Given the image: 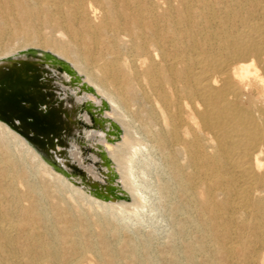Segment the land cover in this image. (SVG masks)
I'll return each mask as SVG.
<instances>
[{
	"label": "bare ground",
	"instance_id": "bare-ground-1",
	"mask_svg": "<svg viewBox=\"0 0 264 264\" xmlns=\"http://www.w3.org/2000/svg\"><path fill=\"white\" fill-rule=\"evenodd\" d=\"M47 51L99 94L71 87L63 65L41 60ZM103 97L121 141L89 129L85 101ZM42 143L94 176L104 147L131 199L93 196ZM143 148L157 155L154 190L172 219L157 252L155 234L132 237L117 219L146 208L133 171L139 154L151 158ZM161 256L264 264V0H0V264Z\"/></svg>",
	"mask_w": 264,
	"mask_h": 264
},
{
	"label": "rangeland",
	"instance_id": "rangeland-1",
	"mask_svg": "<svg viewBox=\"0 0 264 264\" xmlns=\"http://www.w3.org/2000/svg\"><path fill=\"white\" fill-rule=\"evenodd\" d=\"M30 50L36 52V49H30ZM37 53H39V52H37ZM43 54H44V59H41L43 61V63L49 64L46 59L47 58L52 59V57H53L54 58V59H52L53 62H51L53 65H54V63L55 64L57 63L56 64L57 66L63 65L62 67L66 68L65 69V71L67 72L66 75L69 76L70 79L72 80L71 87L75 88L79 85L80 86H87V87L92 88L94 93H98L95 85H93L92 83H90L89 81L84 79L85 78L84 75L80 74L79 71L74 67V65L72 63H70L66 59L56 55L55 53H53L51 51H47V53L43 52ZM36 60H40V59H36ZM55 61H58L60 64L58 62H55ZM60 70L62 71L61 67H60ZM61 71H59V72L63 73ZM84 92H87V91H84ZM103 99H104L105 104H102V105H98L89 99H87L85 101V104H84L85 107L84 108H86L85 110L92 116V123H90L91 127H89V129H95L98 131L99 130H106V132H109V133H107V135L111 139H113V141H115V142L121 141L122 136H123V129L121 127V124L118 123V121H116L113 118L106 117L105 114L107 111H110L112 109V104L109 103V101L105 97H103ZM107 120H111L112 122L116 123L117 126L120 128V130H117L116 128H112L111 125L108 126L109 122ZM98 149L95 148L96 155H97V159H96L97 162L95 164V167L97 168L98 173L104 178L112 179V181H113L112 184H115V181L117 180L118 185L123 189L122 183L120 182V178H121L120 173L121 172L119 171L116 163L109 157V154L105 151L104 147L99 149V150ZM143 152L149 158L151 157L148 155L151 152V151L149 152L148 149L143 148ZM101 154H102V156H101ZM151 154H152V157L150 159H143L141 154H139L138 157L136 158L137 160L135 159V161L133 163L134 166L132 164L133 171H134V173L136 175V179L138 181L136 186H138L141 189L139 191V193H142L144 191L146 194V197H147L146 201L144 202L146 208L141 210L140 215L128 213V215L129 216L131 215V216L129 217L127 215V217H125L127 213H125V214L123 213L120 215L118 214L117 219H118V224L120 223L119 225L124 226L125 231L127 233L129 232V234L132 237L136 238L140 234H142V232H143V234H145V233L150 234V232L152 234H155L154 235V236H156L155 242L158 244V246H156L154 248H155V252H157L161 248V246H159V244L160 243H166L167 240L169 239L168 236L171 234V230H172V219L169 215H167L166 210L163 207V205L165 203H163V201L159 197L158 192L156 190H154V185L156 183L157 177H159V175H160L159 173H161V171H160L161 168L159 165V161L155 158L153 160V157L157 156L156 153L152 152ZM102 157H104V158H102ZM89 161L91 163L92 160H89ZM151 163H152V165H151ZM143 168L148 171V174L145 175L142 173ZM149 180H152V181H149ZM144 184H146V185H144ZM150 184L153 186L147 187ZM94 188L98 189L97 187H94ZM114 192H115V190L113 188L106 191V193H110V194H112ZM130 199H131V196L129 195V200ZM122 215H124V216H122ZM159 262L162 264H168L167 262L164 261V259H162V256L159 257Z\"/></svg>",
	"mask_w": 264,
	"mask_h": 264
},
{
	"label": "water",
	"instance_id": "water-1",
	"mask_svg": "<svg viewBox=\"0 0 264 264\" xmlns=\"http://www.w3.org/2000/svg\"><path fill=\"white\" fill-rule=\"evenodd\" d=\"M33 73L36 74V72ZM111 126L114 127L113 125ZM116 129L120 130L118 128ZM38 147L43 152L44 158L52 164L55 170L63 173L75 184L85 188L93 196L103 200H129V194L124 192V190L118 185L117 180L115 181V184H112V179L104 178L101 175L94 176L93 174L88 173L82 165L70 161L69 159H66L64 163L59 162V160H57L50 152L49 146L45 143H42V145ZM94 187H97L98 189H95ZM112 188L115 190L114 193H106V191Z\"/></svg>",
	"mask_w": 264,
	"mask_h": 264
},
{
	"label": "flooded vegetation",
	"instance_id": "flooded-vegetation-1",
	"mask_svg": "<svg viewBox=\"0 0 264 264\" xmlns=\"http://www.w3.org/2000/svg\"><path fill=\"white\" fill-rule=\"evenodd\" d=\"M60 66V65H59ZM94 123V122H93Z\"/></svg>",
	"mask_w": 264,
	"mask_h": 264
}]
</instances>
